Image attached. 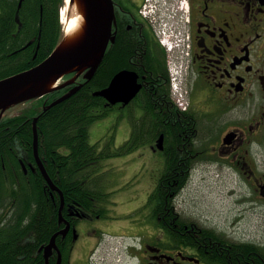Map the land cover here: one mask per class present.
Masks as SVG:
<instances>
[{"label": "flooded vegetation", "instance_id": "1", "mask_svg": "<svg viewBox=\"0 0 264 264\" xmlns=\"http://www.w3.org/2000/svg\"><path fill=\"white\" fill-rule=\"evenodd\" d=\"M111 2L112 39L98 67L107 57L108 83L122 70L136 74L140 89L124 106L136 107L140 116L148 109L170 112L163 103V91L170 90L168 57L158 39L164 32L183 41L173 60L183 64L187 107L174 105L175 112L162 117L173 126V165L166 173L164 163L147 193L110 184L103 190L107 195L87 204L77 196L79 187L62 193V199L59 195L58 230L68 227L55 239L60 264H107L111 249L119 264H264V0ZM82 74L62 88H81L88 81ZM7 112L0 122L17 116ZM159 136L147 144L152 150L164 149V135L162 149L154 146ZM17 160L24 175L37 172L35 162ZM203 167L218 168L230 179L225 189L232 202L221 221L200 223L176 208L178 179ZM154 189L156 196L149 200ZM57 256L53 249L54 264Z\"/></svg>", "mask_w": 264, "mask_h": 264}, {"label": "trees", "instance_id": "2", "mask_svg": "<svg viewBox=\"0 0 264 264\" xmlns=\"http://www.w3.org/2000/svg\"><path fill=\"white\" fill-rule=\"evenodd\" d=\"M18 2L0 0V78L39 63L62 34L58 23L62 0H22L20 6ZM108 73L106 57L90 80L84 81L79 90L55 106L31 107L0 122V264H54L55 261L49 257L47 263L42 250L38 249L60 228L59 194L49 188L40 171L24 175L17 160L20 157L25 162L27 159L34 162L31 152L33 115H37V151L46 172L61 193L72 194L73 188L79 187L77 196L83 204L107 195L103 190L109 186V177L100 171L102 161L130 154L152 143L160 133L165 140L162 150L165 171L172 170L173 126L162 122V117L175 112L167 88L163 91V103L169 106L170 112L148 109V113L140 117L130 113V135L121 145L114 146L111 136L102 144L90 143L89 125L112 108L101 97L92 95L93 90L108 83ZM66 89L54 90L35 100L48 105ZM15 139L18 145L13 143ZM187 178L178 179L173 188L176 193ZM156 193L154 189L148 199L155 198Z\"/></svg>", "mask_w": 264, "mask_h": 264}, {"label": "water", "instance_id": "3", "mask_svg": "<svg viewBox=\"0 0 264 264\" xmlns=\"http://www.w3.org/2000/svg\"><path fill=\"white\" fill-rule=\"evenodd\" d=\"M22 0H19V5ZM70 9H74L82 20L80 27L71 34H64L56 43L53 50L36 65L0 78V118L9 108L20 103L29 101L33 98L44 96L55 89L64 87L75 80L79 74L83 73L86 80H90L100 64L107 46V41L111 38V21L113 18L111 0H69ZM74 73V75L62 84L55 85L64 75ZM137 77L134 72L122 70L117 72L108 85L102 89L92 92L94 96H100L106 99L107 104L121 102V105L127 104L140 89L141 84L137 83ZM80 84L72 87L68 92L54 99L48 107L54 105L75 93ZM33 123V157L36 166L39 168L45 183L51 190L57 191L62 199L60 189L54 184L46 172L43 163L38 155V139L36 129V120ZM163 135H160L156 142V147L162 149ZM59 221L62 220L60 214ZM68 227L56 231L50 236L47 244L40 246L43 250V256L47 261L52 250L58 251L55 264H60L61 256L55 239L57 235L66 233Z\"/></svg>", "mask_w": 264, "mask_h": 264}, {"label": "rangeland", "instance_id": "4", "mask_svg": "<svg viewBox=\"0 0 264 264\" xmlns=\"http://www.w3.org/2000/svg\"><path fill=\"white\" fill-rule=\"evenodd\" d=\"M62 1L60 10L66 6L65 0ZM60 25L63 29L64 25L62 23ZM36 103L37 101L34 100L19 104L9 109L7 115H18L31 107L35 108L38 106ZM130 113L135 117L140 116V111L136 107L130 109L123 106L111 108L104 116L95 119L88 127L90 143L102 144L105 138L111 136L114 138V146L121 145L130 135ZM163 155L161 150H152L148 145H142L130 154L102 161L103 166L100 171L105 173V177H109L107 180L111 181L108 183L111 184V188L117 189L119 186L129 185L127 188L137 189L145 194L154 185V178L160 176L164 169ZM190 176L175 199L176 208L187 219L195 218L200 223L223 220L232 202L225 189L226 182L230 179H225L218 168L207 170V167ZM127 178L132 179L134 183L128 182ZM115 207L119 211L126 210L121 205ZM110 251L111 253L106 255L107 264H119V256L112 253V249Z\"/></svg>", "mask_w": 264, "mask_h": 264}, {"label": "bare ground", "instance_id": "5", "mask_svg": "<svg viewBox=\"0 0 264 264\" xmlns=\"http://www.w3.org/2000/svg\"><path fill=\"white\" fill-rule=\"evenodd\" d=\"M66 6L62 8L60 13L61 23L64 25V33L71 34L80 27L81 15L70 9L69 0H65Z\"/></svg>", "mask_w": 264, "mask_h": 264}, {"label": "built area", "instance_id": "6", "mask_svg": "<svg viewBox=\"0 0 264 264\" xmlns=\"http://www.w3.org/2000/svg\"><path fill=\"white\" fill-rule=\"evenodd\" d=\"M162 42H163V44H165L166 46H167V48L170 50V49H172V48H174L175 46H178L179 44H180V41L178 40L177 42H175V43H172V42H170V41H167V39L166 38H164L163 40H162ZM172 78H174V77H172ZM184 100H183V98L181 97H178V103L182 106V107H184V105H185V102H183Z\"/></svg>", "mask_w": 264, "mask_h": 264}]
</instances>
